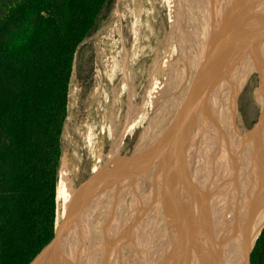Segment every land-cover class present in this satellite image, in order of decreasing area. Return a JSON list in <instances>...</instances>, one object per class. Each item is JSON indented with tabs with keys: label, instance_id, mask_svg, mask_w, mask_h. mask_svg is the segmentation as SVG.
Segmentation results:
<instances>
[{
	"label": "rangeland",
	"instance_id": "obj_1",
	"mask_svg": "<svg viewBox=\"0 0 264 264\" xmlns=\"http://www.w3.org/2000/svg\"><path fill=\"white\" fill-rule=\"evenodd\" d=\"M13 1L15 0H0V16L7 13ZM238 2L240 0H114L111 17L81 45L72 69L59 181L62 172L70 177L76 173L77 197L93 182L103 179L100 186L105 180L111 181V178L118 176L114 189L118 191V198L112 200L111 196L108 198L111 200L107 199L104 205L102 200L93 203L91 221L87 224V227L90 225V230L84 232L86 227L82 232L81 249L77 250L78 260L74 264H83L85 256L82 255L90 247L94 251L91 258L99 252L100 261L90 264H118L124 258L125 263L129 264L131 257L132 264L144 262L149 249L140 260H137V256H142L141 250L151 241L152 220L157 222L166 201L158 199L154 207L149 208L151 200L145 197L148 186L146 178L154 180L158 168L157 158L151 164L150 161L145 163L148 155L146 141L153 125H157L156 118H163L158 111L163 105V92H167L166 95L169 96L165 98V108L168 111L180 89L179 85L190 77L198 59L201 60L212 52L211 44L216 43L221 31H233L232 25L236 22L229 20L230 17L235 20L231 6ZM122 65L127 78L123 76ZM248 86L252 90L256 87L254 79L250 80ZM171 90L175 94L172 92V95ZM237 97L235 129L226 145L229 162L220 160L219 156L216 165L218 174L215 178H226L224 175L227 174L236 186L239 184L241 171H246L248 167L241 157V138L246 134L252 135L258 116V108L249 95V89ZM184 101L185 110L189 100L184 97ZM221 104L218 100V105ZM233 105L234 102L231 101L226 108L224 129H220L221 132L224 130L222 138L226 134L228 126L225 122ZM179 118L180 114L175 122ZM175 122L168 140L174 136L172 132ZM191 127L192 131H187L185 135L179 133V136H175L173 153L170 152L172 148L166 149V153L170 152V157L175 154L174 160L179 156L187 158L188 169L195 158L191 141L193 144L194 137L197 144L202 135L198 136L196 133L203 129L198 123ZM156 129L153 130L154 133L157 132L156 135L161 133L160 129ZM183 150L184 154L181 153ZM232 158L234 168L230 170L228 166ZM141 162L142 166L138 165ZM119 171L125 174L116 175ZM190 171L193 172V169ZM182 172L183 168L180 174ZM246 183L245 188L249 192L251 182ZM106 192L111 193V190L107 189ZM88 193L92 195L94 191ZM110 207L113 208L108 211ZM105 209L109 215L105 213ZM113 210L115 212L112 214ZM59 211L56 199V217ZM134 223L136 226L131 228ZM88 233L90 235H87V241ZM156 254L154 257H158V252Z\"/></svg>",
	"mask_w": 264,
	"mask_h": 264
},
{
	"label": "trees",
	"instance_id": "obj_2",
	"mask_svg": "<svg viewBox=\"0 0 264 264\" xmlns=\"http://www.w3.org/2000/svg\"><path fill=\"white\" fill-rule=\"evenodd\" d=\"M114 0H15L0 16V264H30L53 239L76 53ZM264 264V230L250 256Z\"/></svg>",
	"mask_w": 264,
	"mask_h": 264
},
{
	"label": "bare ground",
	"instance_id": "obj_3",
	"mask_svg": "<svg viewBox=\"0 0 264 264\" xmlns=\"http://www.w3.org/2000/svg\"><path fill=\"white\" fill-rule=\"evenodd\" d=\"M242 4H243V0H240V2L236 3V5L231 6L233 8L232 15H234L235 20H233L232 17H230L229 20L231 19V21H235L236 24L232 25L233 32L227 33L228 32L227 30L220 32L221 36L218 38L217 41H221L222 40L221 38L224 37L223 42L221 47L217 48L218 52L216 51V61L208 70L207 77H205L207 78V80L204 82L203 85L206 89H208L205 98H208L209 107L211 108L212 105H214L215 109L220 107L218 105V100L220 102L224 101L225 104L227 105L229 104V102L231 101L233 102L235 99V95L233 94L232 89L234 88L236 89L237 87L236 84L240 83L244 75L247 72H249V70L251 69L254 72H257L258 74V78H259L258 85H260V90L258 95L261 94L262 96V100L259 99V102L260 103L264 102V51L261 52L260 55H258V56L263 55L260 59H258V56H256L255 59L253 60L250 57L248 58L247 50L245 46L243 49L238 45H234L233 48H231L229 43H227V41L230 39L231 36H233L238 31H240L242 24L246 23V20L248 19V17H250V14L253 12L256 6L259 5V3H257V0H252L250 7L246 8L245 13L243 12L241 15V19L237 21L236 16L238 15L239 8L240 9L242 8ZM235 28L236 30H234ZM226 54H230L232 56L227 55L228 59L223 66V61H224L223 58L224 55ZM125 60L127 61V57H125ZM225 65L229 79V81L226 83V87L229 90L227 91L226 87L223 90H221L222 87L219 88V90H216L213 84L215 82V79H217V75H220L223 72V67H225ZM123 70L124 67L122 65V73L124 72ZM123 76L127 78L126 73H123ZM225 79L227 78L225 77ZM162 88L163 87H161L160 90L161 92L163 91ZM175 90L177 91V87ZM172 92L173 91L171 90V93ZM163 93H164L163 95L164 97L162 96L163 101H161L163 105L160 106L159 107L160 110H158L159 115L162 114V117L163 114L165 113L164 109L167 103L165 98L168 96L166 95L167 92H163ZM194 102H195V97L194 99H192L191 105ZM232 111L233 110H231L228 113V119L225 122V124L228 127L227 129H225V131L226 130L227 131L225 132L226 134L223 137L224 139L220 137V139L223 141V145L218 147L216 146L214 151L209 156L208 164L205 163L206 166H204V168L202 169L198 167L196 171V174L198 173V175L196 176V178H194L192 182L189 181L188 184L184 180L183 181L181 179L176 180V176H174L175 178L174 182L170 181V179L166 180L165 179L166 175L161 174V172H163V169H166L167 166L171 168V166L167 164L168 159L166 161L164 158L166 153L164 150V145L167 142L166 143L163 142V137L165 136L166 139H168V135L172 131V125L174 124L175 120L178 117L177 111L175 110V108L171 109L169 113L170 119L168 118V122L166 126V132L160 130L161 133H159L158 135H156L157 132L154 133L155 131L154 129L156 128L160 129L161 127L160 122L162 118L161 116L159 118H156L157 125L155 127L153 125L150 136L146 141L148 155L145 163L150 161L151 164V161L157 158L158 160L156 163L158 164V168L156 170V175L154 177V180L153 179L151 180L150 179L151 177H147L146 179L148 184L158 183V185H163L164 189L166 188V186H168V188L170 187L171 188L170 191L166 192L167 193L165 198L166 201L164 204L165 210L164 213H161V217L158 220L160 221V226H158L156 229L154 228L155 225L153 227L151 226V230L153 229L155 231L158 229L157 231L158 234L156 238H153V234H152L151 241L152 240L153 241L152 242L150 241L151 243L148 242L144 250L143 249L141 250L142 251L141 257L137 256V260L143 258V255L147 250L146 248L149 247V244H151L147 256L144 258V262L142 264H232L233 260L231 259V256L233 257L234 252H237L239 247V244L235 242L237 241L238 236L240 235V231H242V225H243L242 222L244 221V218L248 215L251 208L256 206V198L258 194H260V192L262 191L264 185V183L263 184L261 183L262 173L260 172L261 157L263 156V152H264V149H262V146L264 148V140L261 137L259 126L258 128L253 129L252 135L246 134L241 138L242 145L240 148L241 151H243L241 157L242 160L247 163L248 167L246 171H241V174L238 177L240 185L238 184V186H236V183H234L231 177L228 176L227 174L224 175L226 176V178L222 177L221 179H219L218 177L217 179H215L217 177L216 175L218 174L216 172L217 169L216 165L218 163L217 160L219 156H221L220 160L223 159V161L226 160L227 163L229 162L228 161L229 151H226V145L229 143L230 138H232V133H233L234 122L232 119L233 116ZM152 119L153 118H151V120ZM181 122L182 120H178V122H175V129L172 132L174 136L169 139L173 143L176 142L175 136H179L178 133ZM246 138L249 139V142L247 141ZM246 141L248 143H246ZM253 143H254V147L252 146ZM173 149L175 150V147ZM203 153L201 152V154ZM200 159L202 160V158ZM177 160L178 159L174 160V162L171 161L174 164L175 170H176ZM233 162H234V158L231 159L230 166H228L230 170L234 168ZM138 165L142 166V162L141 164ZM118 174H125V173L119 171L116 175ZM116 178H118V176L115 178H111V181L105 180L103 184H101L100 186L99 183L103 179L101 181L93 182L94 184L93 183L90 184L88 187L85 188V190H82L80 194L76 197V191H77L76 183H75L76 173L70 177L62 172V174L60 175V181L56 191V199L60 206L61 211H59V214L56 217L57 229H56L55 237L42 249V251L30 262V264H66L67 262L69 264L70 263L74 264V262L78 260L77 250L81 249L80 243H81L82 232L87 227V224L91 221L90 211L92 209L93 203L98 200L99 202H101L102 200L104 205L109 197L112 196L113 197L111 198L112 200L114 198H118V196H116L118 195V191L117 190L114 191L115 186L117 185ZM122 182L123 180L120 183ZM232 182L234 184H232ZM246 182H251L249 192L248 189L246 190L245 188L246 184H248ZM177 187H179L178 190ZM107 189L111 190V193L106 192ZM88 191H94V193L90 195L92 192L88 193ZM243 191L244 193H246L245 197L242 194ZM111 199H108V201ZM116 204L117 203H115V206ZM111 208L113 207H110L108 211H110ZM105 211H106L105 213H108L106 209ZM133 211L134 210H132V212ZM114 212L115 211L113 210L112 214ZM138 213H139V209H138ZM234 216L235 219H233ZM128 223L130 222L128 221ZM135 226L136 224L131 228ZM87 230H90V225L86 228L84 232H86ZM144 232H146V230H144ZM87 235L89 236L90 233L86 234V240L88 239ZM156 252H158V257H154L157 256ZM84 254L82 256H84ZM82 261L83 264L84 263L90 264L91 262L94 263L92 258L90 260H85V262L83 258ZM131 261H132L131 263H133V257H131Z\"/></svg>",
	"mask_w": 264,
	"mask_h": 264
},
{
	"label": "flooded vegetation",
	"instance_id": "obj_4",
	"mask_svg": "<svg viewBox=\"0 0 264 264\" xmlns=\"http://www.w3.org/2000/svg\"><path fill=\"white\" fill-rule=\"evenodd\" d=\"M260 1L261 0H257V3H260ZM251 2H252V0H243L242 8L241 9L239 8L238 15L236 16L237 21L239 19H241V15L243 12L245 13L246 8L250 7ZM236 28H238V27H236ZM236 28L234 30H236ZM259 37L262 40V42L258 44V51H259V55H260L261 52L264 51V29L262 31V35L259 34ZM223 38L224 37L221 38L222 39L221 41H217L216 44H214V43L211 44L214 47L212 46V52L210 51L211 53L209 52L207 57L202 58L201 60L198 59V61L196 62V65L194 66V70L190 73V77H188V79L186 81L182 82L181 85H179L180 89H179L178 93L176 94V97L173 100V102H171L172 104L170 105V107H168V111H166V108H165L164 112H166V115H165V113L163 114V118L161 119V122H160V125H161L160 130H163V132H166V126H167L168 118L170 119L169 113H170L172 108H175V110L177 111L178 117H179V114L181 115L179 118V120H182V122L180 124V127H181L180 128V131H181L180 134L185 135L187 131H189V130L192 131L191 126H196L197 123L201 126V128H203L202 130L199 128L200 130L196 133V135H198V136L202 135L201 138L197 140V144H196V140L194 139V137H193V144L191 141V146H193L192 148H193V154H195L194 155L195 158H193V162H192L193 164L189 169L187 168L188 164H189V162L188 163L186 162L187 158L185 159V157L179 156L178 160L176 161L177 165H176V170H175L174 164L171 162V161L174 162L175 155H173L174 157L169 156L170 152L173 153L172 152L173 150H171L168 153H165L164 158L166 161L168 159L167 164H169L171 166V168L167 167L166 169H163V172H161L162 175H166L165 176L166 180L170 179V181L174 182V180H175L174 176H176V180L177 179H181L182 181L184 180L187 184L189 181L192 182L194 180V178H196V176L198 175V173L196 174L198 167H200L201 169L204 168V166H206V164H208L209 156L214 151L216 146L218 147V146L223 145V141L220 139V137H222L223 131L221 132L220 129H221V127H222V129H224L223 121H224V117H225V113H226V108L229 106V104L227 105V104H225L224 101H222L221 103L223 105L222 104L219 105L221 108L219 107V108L215 109L214 105H212V108L209 107V100H208V98H205V95H206L208 89H206L203 85L204 82L207 80V78H205V77H207L208 70L213 65V63H215V61H216V51L218 52L217 48L221 47L222 42H223ZM248 73L249 74L246 77L245 83L241 86L242 91L240 94H242L244 91H246V89H249V95L252 98L254 104L258 108V105L256 104V102L253 98L252 88H249V86H248L250 80H252V79H254L255 85L258 86V83H259L258 74H257V72H254L252 69L249 70ZM186 93H187V96H185ZM184 97H185V99L187 98L189 100V105L187 106V108L185 110H184V108H185L186 104L184 101ZM194 97H195V102L191 105V101H192V99H194ZM202 114H205V115H202ZM202 121H203V125H202ZM205 127H207V130H205ZM204 133H206V134H204ZM189 137H191V136L189 135ZM246 139L249 142V139L248 138H246ZM247 141H246V143H248ZM163 142L164 143L167 142L164 145L165 152H166L167 148L173 149L174 143L171 140L166 139L165 136L163 137ZM247 146H248V144H247ZM252 146L254 147V143L252 144ZM253 147H252V149H253ZM184 152H185V150H183L181 153L184 154ZM201 152L202 153L204 152V153L201 154ZM200 158H202V160ZM186 165H187V167H186ZM181 167L183 168V172L180 174V172L182 171ZM191 169H193V172H191V171L189 172V170H191ZM253 180H254V178H253ZM180 184H179V187H180ZM153 185H154V187H153ZM179 187H177V190L179 189ZM170 188H168V186H166V189H164V187L161 188L160 185L155 186V183H149L147 188H146L145 197L148 200L150 199L151 203H153V204L157 203L158 199H160V201H163L166 198V194H167L166 192L170 191ZM244 191L242 194L245 197L246 193H244ZM154 199H156V200H154ZM153 204H151V206L149 208H153L154 207ZM146 205H147V203H146ZM164 210H165V208L163 209L162 213H164ZM160 217H161V215L159 216V218ZM159 218H158V220H159ZM233 219H235V216L233 217ZM158 220H157V222L152 220V227L155 225L154 226L155 229L158 226H160V221H158ZM157 231H158V229L155 231L153 230V233H152L153 238H156V236L158 234ZM150 245L151 244H149V247H147V250L150 248ZM93 252L94 251H92L91 247L88 249V251L85 252L84 262H85V260L91 259V253H93ZM98 253L94 257H92V259L94 262L100 263V261L98 260V257H99ZM131 262L132 261H130L129 264H132ZM95 264H97V263H95ZM118 264H126L125 258L122 261H120Z\"/></svg>",
	"mask_w": 264,
	"mask_h": 264
},
{
	"label": "water",
	"instance_id": "obj_5",
	"mask_svg": "<svg viewBox=\"0 0 264 264\" xmlns=\"http://www.w3.org/2000/svg\"><path fill=\"white\" fill-rule=\"evenodd\" d=\"M251 14L250 17H248V19L246 20V23L242 24L240 31H238L236 34L231 36L230 39L227 41V43H229L231 48H233L234 45H238L243 49L245 46L247 50L248 58L250 57L251 59L254 60L255 57L259 55L258 44L262 42V40L259 37V34L262 35V31L264 29V0L260 1L259 5L256 6V8L253 10ZM227 55L230 54L224 55L223 66L228 59ZM261 57L262 56H258V59H260ZM248 74L249 73L247 72L244 75V77L241 79L240 83L239 84L237 83V87L235 90L232 89L233 94L235 95L233 111H232V115H233L232 119L234 122L233 130L235 129L236 102L238 98L237 96L241 93L242 91L241 86L245 83ZM225 77L227 79H225ZM228 81H229L228 72L226 70V65H225V67H223V72L220 75H217V79H215L213 86L216 90H219V88L221 87L223 88V86L226 87V83ZM238 85H240L239 88ZM259 90H260V85L256 86L252 90L253 98L256 104L258 105V116L254 128H258V126L260 127L261 137L264 140V102L263 103L259 102V99L261 97V94L258 95ZM180 132L181 131L179 127V133ZM262 149H264L263 146ZM260 172L262 173L261 183L263 184L264 183V152H263V156L261 157ZM257 198H256V206L251 208L248 215L244 218V221L242 222L243 223L242 231H240V235L238 236V239L235 242L239 244V247H238V251L234 252L233 257L231 256V259L233 260L232 264H251L250 263L251 253L255 247L257 240L259 239L261 233L264 230V185L262 191L260 192V194H258ZM56 229H57V224L55 220L53 238L55 237Z\"/></svg>",
	"mask_w": 264,
	"mask_h": 264
}]
</instances>
